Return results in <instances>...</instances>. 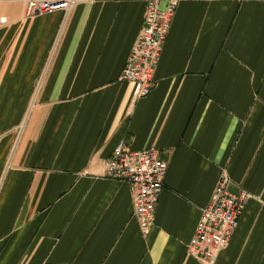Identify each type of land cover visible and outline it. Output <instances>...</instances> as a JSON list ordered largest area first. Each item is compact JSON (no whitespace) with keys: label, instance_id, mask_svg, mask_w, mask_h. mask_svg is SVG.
<instances>
[{"label":"crops","instance_id":"0c3cea01","mask_svg":"<svg viewBox=\"0 0 264 264\" xmlns=\"http://www.w3.org/2000/svg\"><path fill=\"white\" fill-rule=\"evenodd\" d=\"M145 14L0 0V264H202L188 245L223 174L252 199L214 264H264V0H181L137 100L121 76ZM121 145L169 164L147 235L106 176Z\"/></svg>","mask_w":264,"mask_h":264},{"label":"built area","instance_id":"2783aa9c","mask_svg":"<svg viewBox=\"0 0 264 264\" xmlns=\"http://www.w3.org/2000/svg\"><path fill=\"white\" fill-rule=\"evenodd\" d=\"M141 1L146 4L144 25L131 51L121 76L122 81L135 85L134 96L139 100L156 87V72L164 45L172 28L181 0H116ZM79 0H27V16L36 17L59 11L68 12ZM106 176L127 183L132 191L134 217L147 235L154 226L160 197L165 188L169 164L160 158L159 150L150 148L134 151L121 145L106 162ZM226 174L220 178L202 216L188 256L202 264H214L229 246L252 195L245 190L232 193Z\"/></svg>","mask_w":264,"mask_h":264}]
</instances>
